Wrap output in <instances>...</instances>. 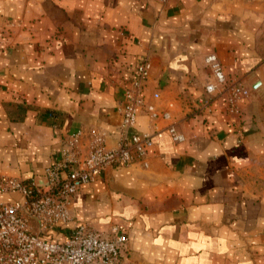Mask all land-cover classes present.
Returning <instances> with one entry per match:
<instances>
[{
    "label": "crops",
    "instance_id": "0c3cea01",
    "mask_svg": "<svg viewBox=\"0 0 264 264\" xmlns=\"http://www.w3.org/2000/svg\"><path fill=\"white\" fill-rule=\"evenodd\" d=\"M262 19L259 0H0V176L44 185L62 134L80 128L102 126L116 146L118 108L148 57V93L171 112L139 114L156 142L150 166L99 174L75 196L74 221L127 233L132 264H264ZM208 53L250 88L241 115L205 92Z\"/></svg>",
    "mask_w": 264,
    "mask_h": 264
},
{
    "label": "built area",
    "instance_id": "2783aa9c",
    "mask_svg": "<svg viewBox=\"0 0 264 264\" xmlns=\"http://www.w3.org/2000/svg\"><path fill=\"white\" fill-rule=\"evenodd\" d=\"M211 80L205 92L213 97L225 96L228 112L241 115V101L250 96L243 78L227 75L216 53L204 58ZM153 63L143 58L136 66V75L125 89L118 108L120 128L118 143L107 145V131L102 126L80 128L61 136V145L54 163L46 169V183L0 176V192H17L21 198L0 202V264H132L124 253L127 233L98 230L90 222H75V196L84 185L94 182L99 174L111 168L139 166L148 168V151L156 142L150 131H139L140 113L152 120L168 119L171 112L160 108L159 90L148 93ZM211 99L204 102L206 108ZM55 118V114H50ZM167 131L174 142L186 140L177 122ZM38 221L40 230L33 229ZM66 228L67 236L54 238L50 230Z\"/></svg>",
    "mask_w": 264,
    "mask_h": 264
},
{
    "label": "rangeland",
    "instance_id": "374dc122",
    "mask_svg": "<svg viewBox=\"0 0 264 264\" xmlns=\"http://www.w3.org/2000/svg\"><path fill=\"white\" fill-rule=\"evenodd\" d=\"M262 10V20L258 30V47L261 53V60L264 63V0H259Z\"/></svg>",
    "mask_w": 264,
    "mask_h": 264
}]
</instances>
